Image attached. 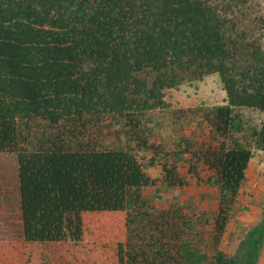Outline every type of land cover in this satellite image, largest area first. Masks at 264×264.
<instances>
[{"label": "trees", "instance_id": "16d2710c", "mask_svg": "<svg viewBox=\"0 0 264 264\" xmlns=\"http://www.w3.org/2000/svg\"><path fill=\"white\" fill-rule=\"evenodd\" d=\"M247 2L0 0V154L16 157L21 232L0 239V264L256 263L261 229L249 250L221 248L253 149L264 151V40L235 16ZM211 74L226 103L203 114L208 142L149 146L141 122L165 91ZM106 116L153 150L159 180L102 141ZM188 180L217 188L202 233L193 213L142 197Z\"/></svg>", "mask_w": 264, "mask_h": 264}, {"label": "rangeland", "instance_id": "374dc122", "mask_svg": "<svg viewBox=\"0 0 264 264\" xmlns=\"http://www.w3.org/2000/svg\"><path fill=\"white\" fill-rule=\"evenodd\" d=\"M235 16L244 25L253 29L264 40V0H248L235 11ZM226 92L219 75L211 74L201 79L188 80L164 93L163 108L149 111L141 122L140 136L148 145L161 144L169 150L177 148L181 142H193V147H201L210 139L203 114L216 106L226 103ZM252 118H257L251 113ZM118 116L102 118L98 133L102 141L114 149L132 152L144 164L145 171L153 178H160V167L150 165L153 150L140 151L137 141L127 134V127ZM186 172V169H184ZM16 157L0 154V239L17 238L20 235L18 222ZM149 210L175 209L181 207L184 213L195 215L198 229L203 232V221L198 218L208 214L216 204L217 188L188 180L180 188H169L158 181L155 186L142 192ZM264 233V151L253 149L245 178L237 195V202L231 209L230 222L222 237L221 248L228 256L238 254L252 246L246 243L251 233ZM205 235V234H204ZM195 241L198 239L191 234ZM255 264H264V239L257 245Z\"/></svg>", "mask_w": 264, "mask_h": 264}]
</instances>
